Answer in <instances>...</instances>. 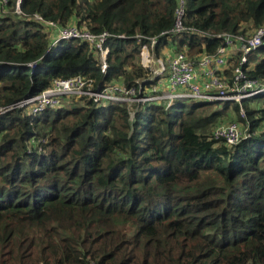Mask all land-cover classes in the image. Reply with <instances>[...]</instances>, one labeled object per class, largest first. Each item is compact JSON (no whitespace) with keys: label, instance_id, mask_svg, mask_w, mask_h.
Instances as JSON below:
<instances>
[{"label":"trees","instance_id":"obj_1","mask_svg":"<svg viewBox=\"0 0 264 264\" xmlns=\"http://www.w3.org/2000/svg\"><path fill=\"white\" fill-rule=\"evenodd\" d=\"M179 1L22 0L18 14L9 0L0 107L79 75L97 86L147 80L150 94L166 76L143 68V45L164 63L167 50L199 61L222 46L215 35L264 26V0H183L186 30L173 33ZM47 22L111 34L106 72L99 51L56 43ZM238 59H228V79ZM249 61L264 84V47ZM189 103L69 98L58 110L1 115L0 264H264V95L243 101L245 120L237 103ZM230 109L252 133L233 147L212 137Z\"/></svg>","mask_w":264,"mask_h":264},{"label":"built area","instance_id":"obj_2","mask_svg":"<svg viewBox=\"0 0 264 264\" xmlns=\"http://www.w3.org/2000/svg\"><path fill=\"white\" fill-rule=\"evenodd\" d=\"M22 0H17L16 13L21 14ZM175 28L170 32L178 33L186 30L182 25L184 16V1L180 0ZM9 0H0V6L6 7ZM34 19L40 22L45 20L39 15ZM47 24L57 31L58 41L81 40L87 42L100 52L102 57V72L105 73L109 49L105 44L112 37L108 32L95 34L88 29H81L77 26L61 28L55 22ZM169 33V32H168ZM125 38L124 35L119 36ZM214 38L222 41V46L213 55L204 56L199 61H192L186 53L177 52L168 59L167 68L163 62L151 55L147 45L142 46L141 64L154 77L167 76L168 88L164 89L163 78L158 81L150 94H143V85L147 80H138L136 86L127 87L123 84H111L97 86L95 81L83 76H76L65 80H56L49 89L35 97H29L11 106L0 107V116L16 109H24L31 115H38L52 109L62 108L69 98H87L94 103L104 104H148L156 102H168L170 105L175 100L195 99L208 103L232 102L240 106V115L246 119V110L243 101L264 95V84L257 78L248 74L249 57L264 47V26L259 27L252 36L222 33ZM139 42L143 39L137 36ZM157 43L151 39L152 48ZM239 55L238 64L232 72V78L228 79L224 71L230 57ZM36 68V62L28 65ZM156 68V69H155ZM249 123L230 122L217 126L212 137L218 141H224L228 146H237L242 141L250 138Z\"/></svg>","mask_w":264,"mask_h":264},{"label":"rangeland","instance_id":"obj_3","mask_svg":"<svg viewBox=\"0 0 264 264\" xmlns=\"http://www.w3.org/2000/svg\"><path fill=\"white\" fill-rule=\"evenodd\" d=\"M151 55L153 56V52H151ZM154 58H155V55L153 56ZM162 61V60H161ZM163 62V64H164V66H165V68H167V62H168V60L167 59H165V63H164V61H162ZM156 69V68H155ZM154 76V75H153ZM164 77V76H163ZM165 78V77H164ZM198 103H200V101H198V100H195V99H190V105L192 106V105H195V104H198ZM166 104H169L168 102H166ZM221 106H223V104L221 105ZM213 108H215V107H213ZM233 115V113H232V110L230 109L229 110V113L225 116V117H223L219 122H218V124H220V123H224V124H229L231 121H233L231 118L233 117L232 116Z\"/></svg>","mask_w":264,"mask_h":264},{"label":"crops","instance_id":"obj_4","mask_svg":"<svg viewBox=\"0 0 264 264\" xmlns=\"http://www.w3.org/2000/svg\"><path fill=\"white\" fill-rule=\"evenodd\" d=\"M50 34L52 36V40L55 39V41H56V39H57V31L54 30V29H50ZM176 53L177 52L175 50H167L166 52H164L165 56L167 57V60L170 59L172 56H174ZM163 82H164V89L168 88L169 85H168L167 76L165 78H163Z\"/></svg>","mask_w":264,"mask_h":264}]
</instances>
